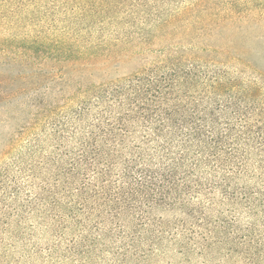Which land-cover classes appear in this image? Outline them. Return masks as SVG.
<instances>
[{"label": "trees", "instance_id": "1", "mask_svg": "<svg viewBox=\"0 0 264 264\" xmlns=\"http://www.w3.org/2000/svg\"><path fill=\"white\" fill-rule=\"evenodd\" d=\"M0 264H264V0H0Z\"/></svg>", "mask_w": 264, "mask_h": 264}]
</instances>
